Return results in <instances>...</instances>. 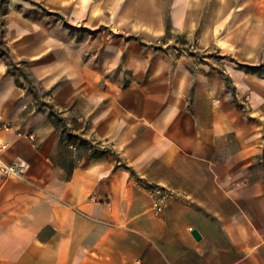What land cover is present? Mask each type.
<instances>
[{
    "label": "crops",
    "instance_id": "0c3cea01",
    "mask_svg": "<svg viewBox=\"0 0 264 264\" xmlns=\"http://www.w3.org/2000/svg\"><path fill=\"white\" fill-rule=\"evenodd\" d=\"M0 153V264H264V0H0Z\"/></svg>",
    "mask_w": 264,
    "mask_h": 264
},
{
    "label": "built area",
    "instance_id": "2783aa9c",
    "mask_svg": "<svg viewBox=\"0 0 264 264\" xmlns=\"http://www.w3.org/2000/svg\"><path fill=\"white\" fill-rule=\"evenodd\" d=\"M2 128L9 129L10 125L4 123ZM29 137L34 139V136L32 135ZM28 167V163L24 160H18L12 164L7 163L3 160L0 153V178L24 177L28 171ZM151 193L153 196V207L156 212L161 213L172 194L157 185L151 186Z\"/></svg>",
    "mask_w": 264,
    "mask_h": 264
},
{
    "label": "water",
    "instance_id": "95a60500",
    "mask_svg": "<svg viewBox=\"0 0 264 264\" xmlns=\"http://www.w3.org/2000/svg\"><path fill=\"white\" fill-rule=\"evenodd\" d=\"M193 235H194L197 239H200V235H199L198 231L193 230Z\"/></svg>",
    "mask_w": 264,
    "mask_h": 264
}]
</instances>
